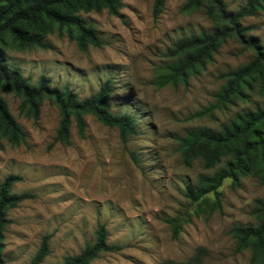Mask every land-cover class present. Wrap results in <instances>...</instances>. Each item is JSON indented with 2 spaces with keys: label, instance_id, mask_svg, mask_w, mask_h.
Wrapping results in <instances>:
<instances>
[{
  "label": "rangeland",
  "instance_id": "rangeland-1",
  "mask_svg": "<svg viewBox=\"0 0 264 264\" xmlns=\"http://www.w3.org/2000/svg\"><path fill=\"white\" fill-rule=\"evenodd\" d=\"M121 1L118 17L106 10L80 14L103 42L99 48L82 51L68 33L57 31L46 36V49L5 48L8 66L32 85L45 77L52 87H69L81 100L113 80L112 112L133 115L138 125V135L123 143L117 129L87 116L83 137L74 124L69 144L57 142L61 117L56 106L45 101L33 121L21 114L20 99L0 93L26 134L19 146L3 142L0 185L19 176L12 193L33 196L8 212L5 264H30L46 236L50 254L42 264H63L94 244L100 225L116 249L92 264L183 263L199 250L204 264H252L249 250L236 251L230 231L260 224L252 211L264 199V185L253 177L243 178L238 187L226 180L219 189L220 210H213V195L191 204L186 188L197 187L200 176L211 177L223 165L206 170L200 159L184 164L180 140L191 131L220 130L240 114L264 109V97L255 91L245 103L199 116L215 104L225 85L222 75L247 66L254 54L230 40L187 85L164 84L170 46L213 32V22L203 9L183 14L186 0H167L158 19L154 0ZM224 1L237 12L248 0ZM243 25L264 44V10ZM170 219L181 224L178 238Z\"/></svg>",
  "mask_w": 264,
  "mask_h": 264
},
{
  "label": "trees",
  "instance_id": "trees-1",
  "mask_svg": "<svg viewBox=\"0 0 264 264\" xmlns=\"http://www.w3.org/2000/svg\"><path fill=\"white\" fill-rule=\"evenodd\" d=\"M166 3L167 0H154V19L163 14ZM122 8L121 0H0V93L4 91L20 99L21 114L33 121L39 119L45 101L56 106L61 117L57 142L69 144L74 124L83 137L86 117L92 116L104 126L117 129L122 142L127 143L138 135L137 120L130 114L112 112L113 80L108 79L96 94L81 100L69 87H52L45 77L32 85L20 71L8 66L4 57L5 48L21 51L46 49V36L56 31L60 35L68 33L82 51L90 47L99 48L103 42L80 14L106 10L118 17ZM201 9L213 22L215 30L183 37L170 46L165 54L170 64L163 83L174 87L187 85L192 77L206 70L223 45L234 40L251 51L254 58L247 66L222 75L225 85L215 104L204 109L199 116L245 103L255 91L264 97V44L250 36V28L243 25L244 19L264 10V0H248L237 12L230 11L224 0H186L182 13L192 14ZM4 141L11 146H19L26 141V134L0 95V150ZM180 152L186 165L198 159L206 170L223 165L211 177L200 176L197 187L188 186L185 195L191 204H200L213 195V210H220L219 189L226 180L238 187L243 178L253 177L264 185V109L240 114L220 130L204 128L189 132L180 140ZM131 156L137 162L136 154L132 152ZM21 180V177L11 175L0 185V264H5V233L11 224L8 212L33 197L12 193L14 185ZM252 216L260 222L258 226L236 227L230 234L236 241L237 252L249 250L252 264H264V199L256 202ZM168 223L174 238H178L180 222L170 219ZM95 236L94 244L88 245L79 255L65 258L63 264H92L102 254L116 249L108 245L104 225L98 226ZM49 240L50 236L43 239L30 264H42L49 256ZM163 264H204V251L199 250L183 263Z\"/></svg>",
  "mask_w": 264,
  "mask_h": 264
}]
</instances>
